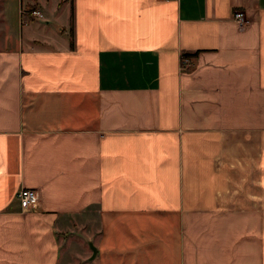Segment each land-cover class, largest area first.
Instances as JSON below:
<instances>
[{"label":"crops","instance_id":"obj_1","mask_svg":"<svg viewBox=\"0 0 264 264\" xmlns=\"http://www.w3.org/2000/svg\"><path fill=\"white\" fill-rule=\"evenodd\" d=\"M0 264H264V0H0Z\"/></svg>","mask_w":264,"mask_h":264},{"label":"built area","instance_id":"obj_2","mask_svg":"<svg viewBox=\"0 0 264 264\" xmlns=\"http://www.w3.org/2000/svg\"><path fill=\"white\" fill-rule=\"evenodd\" d=\"M21 13H31L32 15L44 16V13L36 8L33 9H21ZM233 19L238 23L239 26L245 27L249 23V19L242 8H236L233 11ZM187 58L184 57V61ZM20 207L23 210H32L39 205V194L35 188L32 187H22L17 194Z\"/></svg>","mask_w":264,"mask_h":264},{"label":"rangeland","instance_id":"obj_3","mask_svg":"<svg viewBox=\"0 0 264 264\" xmlns=\"http://www.w3.org/2000/svg\"><path fill=\"white\" fill-rule=\"evenodd\" d=\"M228 201H229V203L231 202V203L235 204L238 200L236 198V195H234L233 198L232 199L230 198V200H228Z\"/></svg>","mask_w":264,"mask_h":264},{"label":"water","instance_id":"obj_4","mask_svg":"<svg viewBox=\"0 0 264 264\" xmlns=\"http://www.w3.org/2000/svg\"><path fill=\"white\" fill-rule=\"evenodd\" d=\"M94 250L96 251V249L94 248Z\"/></svg>","mask_w":264,"mask_h":264}]
</instances>
